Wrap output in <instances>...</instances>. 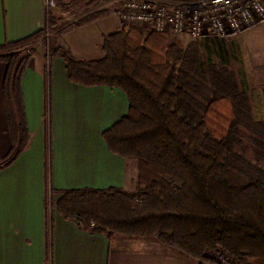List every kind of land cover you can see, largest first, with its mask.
Returning <instances> with one entry per match:
<instances>
[{"label":"trees","instance_id":"obj_1","mask_svg":"<svg viewBox=\"0 0 264 264\" xmlns=\"http://www.w3.org/2000/svg\"><path fill=\"white\" fill-rule=\"evenodd\" d=\"M46 37L43 30L0 46L12 139L0 171L31 142L22 94L31 60L26 49ZM102 50V59L90 61L63 48L56 53L71 82L126 94L128 114L103 139L112 153L137 162L135 191H66L56 202L60 215H79L85 229L107 236L157 235L162 244L199 264H264V181L235 184L227 165L236 156L235 136L243 137L235 122V99H230L237 85L227 70L225 38H204L185 47L166 33L123 27L104 37ZM258 172L264 177L263 170ZM136 198L146 202L138 204Z\"/></svg>","mask_w":264,"mask_h":264},{"label":"crops","instance_id":"obj_2","mask_svg":"<svg viewBox=\"0 0 264 264\" xmlns=\"http://www.w3.org/2000/svg\"><path fill=\"white\" fill-rule=\"evenodd\" d=\"M52 2L0 0V46L43 30L47 36L56 33ZM95 22L64 34L61 44L37 47L23 75L31 142L0 171V264H199L162 244L157 235L107 236L58 212L63 192L113 187L134 192L138 178L137 162L112 153L103 139L128 114L126 94L71 82L56 53L63 48L90 61L69 37ZM6 71L0 62V160L12 147L3 95Z\"/></svg>","mask_w":264,"mask_h":264},{"label":"rangeland","instance_id":"obj_3","mask_svg":"<svg viewBox=\"0 0 264 264\" xmlns=\"http://www.w3.org/2000/svg\"><path fill=\"white\" fill-rule=\"evenodd\" d=\"M121 1L78 0L77 4H73V0H53V25L56 33H50L45 40L31 44L26 52L32 55L37 47L47 48L61 44V38H65L64 34L96 21L93 27L79 31L69 39L76 40L79 51L84 52L88 59H102L104 37L125 27L113 15L114 9ZM169 38L185 47L190 43L198 45L204 41V38L190 40L186 36L169 35ZM225 40L229 52L227 70L232 73L231 79L237 85V88L231 91L230 99H235V122L243 137L242 139L239 135L235 136L236 156L230 157L227 165L230 176L235 180L232 181L245 185L255 179L264 181V177L259 178L258 172V169L264 171V22ZM212 59L213 62H219L216 57ZM209 90L206 93H210ZM227 115H230L229 111Z\"/></svg>","mask_w":264,"mask_h":264},{"label":"built area","instance_id":"obj_4","mask_svg":"<svg viewBox=\"0 0 264 264\" xmlns=\"http://www.w3.org/2000/svg\"><path fill=\"white\" fill-rule=\"evenodd\" d=\"M113 15L127 28L190 40L227 38L264 22V0H122ZM72 220L85 228L79 215Z\"/></svg>","mask_w":264,"mask_h":264}]
</instances>
